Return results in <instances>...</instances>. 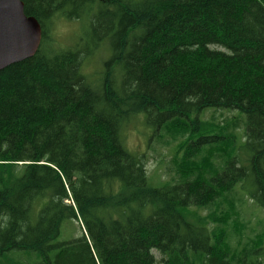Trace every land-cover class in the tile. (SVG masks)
<instances>
[{
	"label": "trees",
	"instance_id": "obj_1",
	"mask_svg": "<svg viewBox=\"0 0 264 264\" xmlns=\"http://www.w3.org/2000/svg\"><path fill=\"white\" fill-rule=\"evenodd\" d=\"M22 2L42 40L0 71V262L264 264V228L240 210L264 208V0ZM59 18L91 44L56 46ZM140 114L150 142H179L161 187L125 146ZM72 219L83 236L61 241Z\"/></svg>",
	"mask_w": 264,
	"mask_h": 264
},
{
	"label": "rangeland",
	"instance_id": "obj_2",
	"mask_svg": "<svg viewBox=\"0 0 264 264\" xmlns=\"http://www.w3.org/2000/svg\"><path fill=\"white\" fill-rule=\"evenodd\" d=\"M87 24L81 21H69L66 19H57L54 29L51 30V35L57 40L56 46L60 48H70L77 43L90 45L85 41L84 37L87 32ZM110 52L106 49L97 51L94 56L84 62L83 71L90 76V79L95 80L98 74L104 71L105 63L110 58ZM215 113L218 118H231L236 115L235 112H207L204 119H211V115ZM223 115V116H221ZM201 117V116H200ZM239 134L244 133V127L238 129ZM153 128L146 124V115L140 114L135 118L124 130L123 137L127 150L134 156H141L146 165L149 175V183L153 187H161L164 182H167L175 176L174 174V158L177 152L179 142L173 143L169 147L161 145V142L152 140ZM240 189V196L243 201H248L246 187ZM247 197V199H245ZM251 200V199H250ZM243 221L247 222L250 230H262L264 228V208L257 205L252 200L240 207ZM262 222V225H260ZM84 226L81 220H68L61 228V241H70L83 236ZM157 259L162 256L155 253ZM0 264H2L0 262Z\"/></svg>",
	"mask_w": 264,
	"mask_h": 264
},
{
	"label": "water",
	"instance_id": "obj_3",
	"mask_svg": "<svg viewBox=\"0 0 264 264\" xmlns=\"http://www.w3.org/2000/svg\"><path fill=\"white\" fill-rule=\"evenodd\" d=\"M41 40V25L22 0H0V71L33 57Z\"/></svg>",
	"mask_w": 264,
	"mask_h": 264
}]
</instances>
